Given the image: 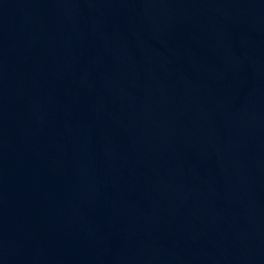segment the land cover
I'll return each instance as SVG.
<instances>
[{"label":"water","instance_id":"obj_1","mask_svg":"<svg viewBox=\"0 0 264 264\" xmlns=\"http://www.w3.org/2000/svg\"><path fill=\"white\" fill-rule=\"evenodd\" d=\"M0 264H264V0H0Z\"/></svg>","mask_w":264,"mask_h":264}]
</instances>
